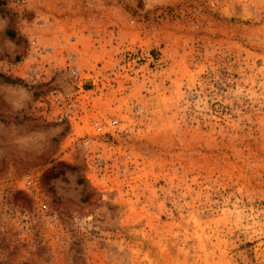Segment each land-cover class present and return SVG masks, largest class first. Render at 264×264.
Listing matches in <instances>:
<instances>
[{
  "label": "rangeland",
  "instance_id": "374dc122",
  "mask_svg": "<svg viewBox=\"0 0 264 264\" xmlns=\"http://www.w3.org/2000/svg\"><path fill=\"white\" fill-rule=\"evenodd\" d=\"M0 264H264V0H0Z\"/></svg>",
  "mask_w": 264,
  "mask_h": 264
},
{
  "label": "built area",
  "instance_id": "2783aa9c",
  "mask_svg": "<svg viewBox=\"0 0 264 264\" xmlns=\"http://www.w3.org/2000/svg\"><path fill=\"white\" fill-rule=\"evenodd\" d=\"M117 122H118V120L116 118H110L107 121H101L100 119H95L93 121V127H94L95 131L103 132L104 128L106 126H115L117 124ZM25 182L29 186H34L35 185V177H33L32 175L29 174L25 177Z\"/></svg>",
  "mask_w": 264,
  "mask_h": 264
},
{
  "label": "crops",
  "instance_id": "0c3cea01",
  "mask_svg": "<svg viewBox=\"0 0 264 264\" xmlns=\"http://www.w3.org/2000/svg\"><path fill=\"white\" fill-rule=\"evenodd\" d=\"M93 26L85 21H78L73 27L77 39H87L93 35ZM91 39V38H90Z\"/></svg>",
  "mask_w": 264,
  "mask_h": 264
}]
</instances>
